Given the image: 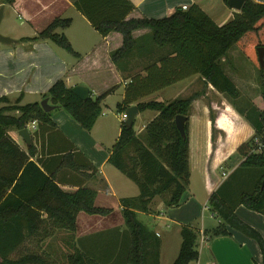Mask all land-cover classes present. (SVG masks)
Here are the masks:
<instances>
[{"label":"trees","instance_id":"16d2710c","mask_svg":"<svg viewBox=\"0 0 264 264\" xmlns=\"http://www.w3.org/2000/svg\"><path fill=\"white\" fill-rule=\"evenodd\" d=\"M18 1L2 0V4L13 7ZM222 1L226 4V0ZM73 7L101 37L114 32L122 36V46L110 53L111 63L120 71H123V62L130 60L136 51L137 41L132 37L136 30H149L152 46L169 50L159 66L153 63L145 68V78L136 75L130 79L125 99L117 106L120 113L138 99L192 75H199L205 85H210L216 93L236 104L241 96L225 74L221 62L234 47L259 68L260 86L264 87V69H260L256 54L258 48L264 47V4L245 0L241 11L234 13L232 20L221 27L216 26L196 5L187 11L178 9L161 20L127 21L125 18L133 9L127 0H77ZM70 25L69 19L42 20L34 28L36 37L25 41H48L78 58L65 36L56 33V30H65ZM134 84L138 89L135 92L130 89ZM108 94L106 92L96 98L90 96L81 101L62 80H57L42 100L47 99L54 111H63L89 132L101 115ZM262 94L264 97V91ZM194 99L191 96L167 104L148 102L137 105L138 113L152 111L157 113L156 117L140 135L134 133L133 125L127 129L122 124L108 159V163L131 181L139 192L137 197L120 201L124 230L121 233L112 230L116 233L99 237L100 245H93L92 241L90 244L76 241L77 247V244L70 243L74 240L77 215L104 217L111 210L94 206L96 193L92 190L62 192L31 161L35 156L34 145L31 143L23 152L9 136V132L17 133L32 122L37 127H53L50 120L52 112L44 113L39 103L20 106L19 98L10 104L7 98L1 97L0 104L4 106L0 107V264H46L48 257L44 251L41 255L29 253L10 259L27 242L33 238L36 241L37 236H41L40 231L47 232L37 228L44 222L45 226L48 222L58 231L67 233L66 246H72V252L65 257L67 264H159L160 239L137 220L136 212L148 214L149 205L156 197L162 199L167 209L179 206L189 184L190 150L187 123L183 139L175 127L174 118L177 115L188 117ZM121 105L124 108L120 110ZM238 112L252 127L255 136L251 146L246 144L237 150L240 164L209 196L208 212L219 222L212 231H204L203 234L208 235L207 239H213L230 237V230L238 232L256 243L261 255L259 264H264V240L235 215L236 208L242 206L264 217V187L261 188L264 179V110L260 111L246 101ZM69 167L77 172L81 169L72 162ZM39 211L46 213L45 220L40 218ZM179 235L180 246L172 264L195 262L198 259L197 228L181 226ZM110 241L115 245L108 249L106 244L108 242L109 245Z\"/></svg>","mask_w":264,"mask_h":264},{"label":"crops","instance_id":"0c3cea01","mask_svg":"<svg viewBox=\"0 0 264 264\" xmlns=\"http://www.w3.org/2000/svg\"><path fill=\"white\" fill-rule=\"evenodd\" d=\"M76 1L19 0L13 7L6 5L22 20L23 23L20 26L24 24L31 25L33 33L23 35L20 31H17L15 33L17 35H14L13 40L18 41V43L7 47L2 46L3 50H0V98L4 97L9 101H16L19 98L20 106L40 103L43 95L57 80H62L67 88L75 86L88 88L89 96L92 98L109 92L103 102L102 113L89 132L82 129L63 111H54V109L50 118L53 127H37L35 125L34 130L28 129V131L29 133L30 131L31 133L33 131V134L35 133L34 136L31 135L32 144L35 148V156L31 161L35 162L38 168L47 177H50L53 183L64 193H74L79 189L94 191L96 193L94 199L96 208L111 210L108 217L116 213L121 217L110 220L108 230H117L118 233H121L124 230V223L120 201L137 197L139 192L137 195H133L131 181L108 163L111 148L118 139L120 128L124 124L125 119L123 117L126 110L122 113L118 112L119 119L115 116V120H111L104 114L103 108L109 109L106 101L110 96L121 92L119 101L116 103V110L119 111L117 106L122 104L125 99L126 87L129 83L127 79H131L136 75L145 78V68L153 63L159 66L160 60L162 57L168 56L169 50L154 48L149 41V30H136L132 32L133 39L137 41L136 51L130 60L123 62V71L118 70L110 61V53L122 46V36L116 32L110 33L106 37L98 35L89 22L73 7ZM127 1L133 9L125 18L126 21L131 19L161 20L169 17L176 10H181L183 6L189 8L196 5L216 26L221 27L230 22L233 14L236 13L233 10L229 11L226 17H223V20L218 21L221 12H224V7H226L222 0ZM251 1L264 4V0ZM0 6H2L1 2ZM70 10H74L84 23L81 25L85 31L77 35L80 40L77 46L80 49H74L70 37L62 34L69 42L72 50L79 56L78 58H69L67 61L62 59L48 41H25L36 37L34 28L43 20L41 16L63 20V16ZM69 20H71V25L67 30L72 27L74 18ZM56 33L58 34L57 30ZM224 71L227 77L231 79L225 69ZM211 92L221 96L210 85H205L199 75H192L129 105L131 107L146 103L145 99L151 96H156V102L164 104L175 99H186L191 96L195 98L191 109L196 107V110L194 113H189L187 122V125L189 124L187 131L190 150V178L179 206L167 209L168 212L165 215L162 210H166V208L163 206L162 199L156 197L149 205L148 214L136 212V218L138 215L146 216L147 223H151L153 226L158 221L163 222L165 228L169 229L167 233L169 239H167L170 241H178L181 226L197 218L200 213L203 217V207L207 205L209 196L232 171H226L227 169H224V167L231 165L230 159L234 156L240 132L235 123H232L226 129L224 145H217V147L212 148L209 112H207L205 105H200ZM27 97L32 98V101L24 102ZM123 108L124 106L121 105L120 110ZM258 109L260 108L258 107ZM156 115L157 113L152 111L138 113L133 121L134 133L136 135L142 134L145 126ZM136 124L137 128L135 129ZM9 133L11 135V133L16 132ZM198 133L202 134V142H199L195 137ZM11 138L14 139L12 136ZM26 148V146L25 149L22 148V151L26 152ZM71 162L81 168L79 172L69 167ZM193 171L196 172L197 178H200L199 187H196L192 182ZM151 206H154L153 212H151ZM39 215L42 220L46 219L44 211H39ZM235 215L240 221L255 230L264 240V217L262 215L251 212L242 206L236 208ZM93 217L96 216H86L82 213L77 215L75 242L85 244L92 241V244L96 245L95 240H90V235H93L91 224ZM209 217L210 219H216L212 214ZM113 222H116V224L113 225ZM218 222L216 219L217 225ZM143 225L160 239V264L164 240H161V235L157 231L150 229L146 224ZM37 228L47 230V232L42 233L40 231L41 236H37L36 241L34 238L31 240L37 249L41 248L39 253H33L41 255L42 251L45 252L50 247L59 246L62 249V246L66 245L67 233L58 231V229L50 226L48 222L46 226L44 222ZM210 230L204 229L202 225L199 229L197 228L198 232H209ZM229 233L230 237L207 239V242L202 245L198 243V259L190 264H259L261 262L259 248L253 240L235 231L230 230ZM205 237L209 238L208 235H205ZM97 244L100 245L101 242L99 241ZM49 253L52 254V250Z\"/></svg>","mask_w":264,"mask_h":264},{"label":"rangeland","instance_id":"374dc122","mask_svg":"<svg viewBox=\"0 0 264 264\" xmlns=\"http://www.w3.org/2000/svg\"><path fill=\"white\" fill-rule=\"evenodd\" d=\"M1 5L0 8H3V19L2 22L0 23V35L9 39H14V35L17 31H20V33H22L23 35H28V33H33L32 27L29 24H24L23 26H20L22 22V20L18 17V15L14 14L11 9L6 7V4H2V0H0ZM225 11L221 12L220 14V20H223V17L225 18L227 13L230 10L227 6L224 7ZM43 20L46 19H50L48 16L43 17ZM74 18L73 21V25L69 30H57L58 34H64L65 36H69L72 43H73V47L74 49H80L78 48L77 44L79 43V39L77 37V35L82 32L85 31L84 28L82 27L81 24L83 21L80 19L79 15L74 11V10H70L68 11L64 16L63 19H71ZM228 19H230V17H228ZM42 21V20H41ZM18 43V41L16 42ZM2 46L4 45H0V50L2 49ZM12 46V45H10ZM17 46V45H14ZM53 50H55V52L64 60H68L69 58H75L74 56H72L71 54L67 53L65 50L58 48L57 46L51 44ZM5 47V46H4ZM7 47V46H6ZM223 68L226 70V72L229 74L228 76L231 77V80L234 82L235 87L237 88V90L239 91L240 94V100H238L236 102V104H232L231 101L221 95V96H217L215 95L213 92H211L210 94H208L205 99L203 100L202 104L200 105H205L207 108V112H209V117H211L210 121V134H211V145L212 148L215 146L217 147V145L219 146H223L224 145V140H225V134H226V129H228L229 125H231L232 123H235L236 127L239 129V137L237 139V144L235 147V153L234 156H232V158L230 159V164L231 165H226L224 167V169H227L226 171L229 170H233L234 168H236L239 164H240V156L237 153L238 149L241 146H245L246 144L251 146V140L252 138L255 136L254 131L252 129V127L248 124V122L246 121V119L244 117H242L239 114V109H241L242 107L245 106V102L249 101L253 106H255L257 109L258 107L260 109V111L264 110V101H263V91H264V87L262 88L260 86V79H259V68L252 63V61L250 59H248L246 56H244L236 47L230 49L228 51V53L225 55L224 58H222L221 60ZM127 81L130 82V79H127ZM264 82V80H263ZM128 83V82H127ZM131 91L135 92L136 90V84L132 85L130 87ZM121 92L117 93V95H112L109 97V99L106 101V105L109 107L108 108H103V112L104 114H106L108 119L111 120H115V116L117 117V119H119V111L116 110V103L117 101H119V94ZM27 99V100H26ZM32 101V98L27 97L25 98L24 102H30ZM157 101V97L156 96H151L148 97L147 99H145V102H156ZM10 104L15 103L14 100L9 101ZM4 106V104H0V107ZM258 106V107H257ZM106 107V106H105ZM195 107V106H194ZM196 110V107L193 109H190V114L194 113ZM119 112V113H118ZM11 115L17 116L16 113H11ZM189 127V124L187 125ZM187 127V128H188ZM137 128V124L135 126V129ZM199 129V128H198ZM31 133V131H30ZM33 134V131L31 133V135ZM9 136L13 137L14 142L18 145L19 148H21V150L25 149V145L23 144V142L21 141V139L19 138V136L17 135V133H9ZM195 137L197 138V140H199V142H202V134L198 133L195 135ZM111 143V142H110ZM23 148V149H22ZM194 175L192 176V182L196 187H199L200 185V178L198 179L196 176V172H194ZM231 173V172H230ZM228 176V175H227ZM226 176V177H227ZM223 177V176H222ZM132 186H133V195H137L138 194V189L137 187L131 182ZM205 195V194H204ZM204 197V196H203ZM111 205V204H110ZM153 207L151 206V209L153 212ZM164 212V214L166 215L167 208L166 210H162ZM163 214V213H162ZM163 214V215H164ZM210 212L206 211L203 214V217L201 216V213L198 215L197 218L193 219L191 222H189L188 224H185L183 226H191L192 228H200L201 225L202 227H204V229H211L210 231H212V228L214 229L217 224H216V219H210ZM116 217H120V215H118V213L111 215V216H104V217H93L92 218V229L93 235H90L91 239L90 240H95L96 243L99 242L98 237H102V236H109V233H116L115 231L112 230H108L109 226H108V222L110 220H112L113 218ZM202 217V218H201ZM146 216L143 215H138L137 216V220L143 224H146L150 227V229L152 228V230L157 231L160 235H161V240H164V246L161 252V260H160V264H172V262L174 261V259L177 256V251L179 250V246H180V238L178 239V241H170L168 240L169 238L167 237V233L169 232L167 228H165V224L161 221L156 222L155 226H153V224L151 223H147V221L145 220ZM110 223V222H109ZM116 222H113V225H115ZM216 225V226H215ZM171 228H173V226H171ZM209 231V232H210ZM168 238V239H167ZM109 239V238H107ZM68 240V239H67ZM100 240V239H99ZM168 240V241H167ZM71 245H76L77 243H75L74 240L70 241ZM199 238L197 240V245L199 246ZM69 244V242H68ZM90 244V243H88ZM70 245V247H72ZM107 247L108 249H110V247L112 248L113 244L111 241L107 242ZM69 246V245H68ZM66 245L62 246V249L59 246H54V247H50L47 250H45L46 255L48 257L46 264H67L66 261V254H69L72 252V249L70 247H68ZM91 248L90 250L93 251V246L90 245ZM198 246L196 247L197 252H198ZM78 247V244H77ZM98 249V247H96V250ZM50 250H52V254L49 253ZM95 250V251H96ZM39 251H41L40 249H37V247L31 242H27L23 249L17 253L14 254L13 256H11L10 259H17L18 257L24 255V254H29V253H33V252H37L39 253ZM54 251V252H53ZM87 257L91 258V255L89 256L87 254L86 251L81 250ZM113 253L115 252L112 249Z\"/></svg>","mask_w":264,"mask_h":264},{"label":"water","instance_id":"95a60500","mask_svg":"<svg viewBox=\"0 0 264 264\" xmlns=\"http://www.w3.org/2000/svg\"><path fill=\"white\" fill-rule=\"evenodd\" d=\"M245 0H226V6L233 10L236 13H239L244 5ZM3 19V8H0V23ZM16 41L13 39H9L0 35V45L10 46L15 44ZM257 54V62L261 70L264 69V47H260L256 50ZM71 92L75 95L79 100L85 101L89 96V90L83 86H75L71 88ZM264 101V97H263ZM40 108L44 113H49L53 111V107L48 104V100L44 99L39 103ZM138 115L137 106H131L126 109L125 111V121L124 125L127 129L132 128L134 118ZM188 122V117L177 115L174 118V124L179 132L180 136L184 139L186 137L184 127ZM17 135L21 139V141L25 144L26 147L30 146L32 143L31 134L29 133L28 129L25 128L21 131L17 132ZM264 187V179L261 182V188Z\"/></svg>","mask_w":264,"mask_h":264},{"label":"built area","instance_id":"2783aa9c","mask_svg":"<svg viewBox=\"0 0 264 264\" xmlns=\"http://www.w3.org/2000/svg\"><path fill=\"white\" fill-rule=\"evenodd\" d=\"M187 7H185V6H183L182 8H181V10L182 11H187ZM124 119H125V116L123 117ZM29 127V128H28ZM34 128H35V123L34 122H32L30 125H28L27 126V129H29V130H34ZM203 211L204 212H206V211H208V209H207V205H205L204 207H203ZM207 242V238L205 237V235L203 234V232L202 231H199V243L202 245V244H204V243H206Z\"/></svg>","mask_w":264,"mask_h":264}]
</instances>
